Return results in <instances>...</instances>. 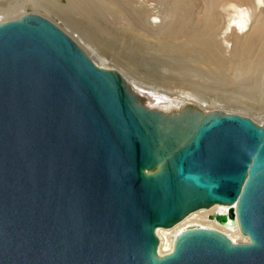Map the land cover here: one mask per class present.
I'll return each instance as SVG.
<instances>
[{
	"label": "water",
	"instance_id": "obj_1",
	"mask_svg": "<svg viewBox=\"0 0 264 264\" xmlns=\"http://www.w3.org/2000/svg\"><path fill=\"white\" fill-rule=\"evenodd\" d=\"M221 204L245 242L158 227ZM0 264H264V122L149 108L51 19L0 22Z\"/></svg>",
	"mask_w": 264,
	"mask_h": 264
},
{
	"label": "bare ground",
	"instance_id": "obj_2",
	"mask_svg": "<svg viewBox=\"0 0 264 264\" xmlns=\"http://www.w3.org/2000/svg\"><path fill=\"white\" fill-rule=\"evenodd\" d=\"M67 1L68 3L66 5L63 4L62 6H60V2H58L57 0H0V22L25 13L28 5L33 6L32 11L43 15H48L47 18L49 17V19L54 21L66 33H68V35L72 36L73 40L79 44V46L93 59V61L97 65L117 70L128 82L134 92L143 97V101L149 108H155L163 112H171L172 110H179L181 105L191 103L193 104V106L199 108L203 112L211 110H222L230 113L248 115L259 123L264 122V82L263 84H259L258 82L256 83V81L254 83H247V81L244 80L246 83L242 82L243 84L240 85V88L238 87L239 90H237V88L236 90H230V95H225L223 98H220V96L215 97V95L207 96L206 94H208V87L206 88L203 85L205 87L204 89H198V86L196 87V84L200 82H195L192 79V76H197L198 73L202 75H208V69L206 68L207 71L202 72L201 69L190 64V60L191 58H193V61L201 63L202 65H212L214 67L213 70H211V67H208L209 69L211 68L209 70L210 72L219 71V73H221L222 71L225 72V70L232 71L230 70L231 68L228 65L231 61V58L228 57L230 53L241 55L244 52V47H246L247 44L251 46L256 42H259L260 40L264 41V33H262L264 31V25L263 22H261L259 19V16L264 12V10L261 9L258 15L255 14L258 5L260 3L264 4V0H248V2H246V0L244 3L235 0H228L230 2L224 0L225 3L223 1L221 7H224V9L226 8V10L229 7L232 10L230 9L231 11H227L229 18L227 20V25L224 27V30H222V32L220 31L218 33L217 31V34L215 32V29L217 28L209 29L212 32L211 34L214 37L213 39L211 38V34L207 35L203 33L204 31L198 32L195 29H174L171 23L169 26H165L164 24L168 23L164 22L165 20L163 21L164 26L160 22V25H158V23L156 24L158 25V27L156 26V28H153V26L155 25L148 22L146 12H143L141 10H134L133 14H130L125 10L128 6H126V8H123V6L120 5L122 3L116 2V0H102L106 7H103V2L100 1L102 3V6H100L103 7L104 10L103 8H99L96 0H94V2L92 1V4H85L84 2L85 5H80L81 7L78 8H80L86 18L89 32L87 35H79V37H77L76 35H73L74 31L69 32L66 26L64 27V25H61L56 21L58 19L62 20L58 17V15H63V13H66L67 16L70 17V14L77 8L75 0ZM124 2H126V0ZM128 2L130 3V0ZM215 2L214 0H210V7L212 9L214 6H216ZM145 6L146 5H144V7ZM133 7L134 6L132 5L131 8ZM39 9H44L47 12H41ZM151 11L149 12L150 14ZM152 13L154 12L152 11ZM51 14H54L58 19H54L55 17L53 18ZM110 14H113V16H111ZM114 14H116L117 17H120V19L122 20L118 19V21L116 19L113 21L112 18L114 19ZM204 15L207 21L212 19V12L205 13ZM109 16H111V21H109L110 24L107 25L109 27H112L113 29L109 28L106 25V21L108 20L107 17ZM158 17L161 18L160 16ZM252 18L254 25L252 27H249L248 21ZM250 28L251 30H254V33L250 37H248L251 33ZM260 29H263V31L260 32ZM78 31H80V29ZM178 34L181 38L184 39V43L180 40L181 43L185 44L183 46L187 45L179 51H177V46H175L170 42L171 40H169L170 38L175 40L174 38L177 37ZM80 37L85 39L86 43L83 42ZM149 38H154L157 40V42L160 43L161 49H159L160 51L158 53L160 54V52H162L165 59H172L177 61V58L175 56H178L180 59H182L183 55L187 58H185V61H178V65L177 67H174V69L178 71L177 73L179 74L174 77L152 74L157 71V69H155L156 66L152 67L155 70H151L154 71L150 72L151 76L156 75L157 77L169 82L159 80L160 84L151 86L147 82L142 83L138 80H134V78L130 77L127 70H125V68L123 67H120V63L118 62V64L117 62H115L116 59L114 60V58H112L115 57L121 60L126 66H129L131 70L133 68V74L137 73L138 69H140L141 66L148 65L149 67L147 69H144L149 74V68L151 67V65L149 64L148 60L150 58V55L152 56L153 51V56L157 55L155 53L156 50H153L152 47H149ZM232 38L233 40H231ZM92 42H94V45L96 44V46L101 51L95 48ZM193 47L196 48V50H193L195 51V53H193L192 49H190ZM150 49H152L153 51ZM262 58V55H259L258 59H253L251 57V60L246 65V67H248V69L250 70L257 71L259 68L258 66L261 64ZM168 62L170 64L171 61L169 60ZM160 67L163 66H159V68ZM246 67L237 66L233 70L246 72ZM157 72L159 73V71ZM215 74L217 75V73ZM212 75H214V73ZM226 210L227 207L225 205L214 204L210 207H204L190 212V214H188L172 227H158L156 232L159 237V252L165 253L170 251L172 248L174 236L181 229L188 226L211 227L222 231L234 241H247V237L239 232L236 223L228 222L226 224H222L219 223L217 219L209 218L208 216L209 214L215 212L226 213Z\"/></svg>",
	"mask_w": 264,
	"mask_h": 264
},
{
	"label": "rangeland",
	"instance_id": "obj_3",
	"mask_svg": "<svg viewBox=\"0 0 264 264\" xmlns=\"http://www.w3.org/2000/svg\"><path fill=\"white\" fill-rule=\"evenodd\" d=\"M57 1L60 2L59 3L60 6H62L63 4L66 5L68 3L67 0H57ZM92 1L94 2V0H88V1L87 0L86 1L85 0H75V3L77 5V8L70 14V17H68L66 13H63V15L62 14L58 15V17L61 18L62 20H60L57 17H55L54 14H51V16L53 18L55 17L54 19H58L56 21L59 24L64 25V27L66 26V28H67V30L69 32L74 31L73 32L74 33L73 34L74 36L76 35L77 37H79V35H87L88 32H89V30H88L89 27L87 26V22H86V18L84 16V14L82 13V11L80 10V8H78V7H81L80 5L92 4L93 3ZM97 1L98 2H100V1L103 2V1L102 0H96V3H97V5L99 6L100 9H102L103 7H106V5L104 4V2H103V5L104 6L101 7L102 6L101 5L102 3L101 2L98 3ZM124 1L125 0H123V1L116 0V2L122 3V4H120V3L119 4L122 5L123 8H126V6H128L125 10L128 13H130V14H133V11L134 10H136V11L137 10L138 11L141 10L143 12H146V14H147L146 17H147L148 22H150V23H152V24L155 25V26H153V28H156V26L158 27V25H160V22H161L162 25L164 24V22H168L169 24L168 23H165L164 25L165 26H169L170 23H171L172 24V27H174V29H195L198 32L204 31L203 33H205L207 35H209V34L212 33L211 30H209V29L217 28V29H215V32L216 33H217V31L219 33L220 31L222 32V30H224V27L227 25V20L229 18L227 11L231 9V8L228 7L229 9L227 8V10H226V8L224 9V7H221V5L223 4V1L224 0H214V2L216 1L215 2L216 6H214L213 9L210 7V0H130V3L128 2L129 0H126L127 3L124 2ZM225 1H224V3H225ZM230 1H232V0H230ZM230 1L227 0V2H230ZM235 1L243 2L244 3L246 0H235ZM84 2H85V4H84ZM246 2H248V0ZM217 3H220V4H217ZM132 5L134 6L133 7L134 9L131 8ZM144 5H146L145 6L146 8L144 7ZM105 9H107V8H105ZM261 9L264 10V4H261L260 3L258 5V7H257V10H256L255 14L258 15V13H260ZM32 10H33V6L28 5L26 12H29V11L34 12ZM103 10H104V8H103ZM151 10L154 13H152ZM40 11L41 12H47L44 9H41ZM150 11H151V14L152 15L149 13ZM209 12H212V19L209 20V21H207L204 14L205 13H209ZM169 13H170V15H169ZM41 15H43V14H41ZM110 15L113 16V14H110ZM114 15H115L114 16V19L112 18L113 21L116 20V19L117 20L118 19L119 20H122V19H120V17H117L116 14H114ZM43 16L47 17L48 15L45 14ZM111 16L107 17L108 20L106 21L107 22L106 25L107 24H110L109 21H111ZM158 16H160L161 18H159ZM259 19H260L261 22H263V25H264V12L261 13V15L259 16ZM218 22H219V24H218ZM157 23H158V25H156ZM248 24H249L248 25L249 27H252L254 25L253 18L248 21ZM109 28L113 29L112 27H109ZM79 29H80V31H78ZM263 29H260L259 31L261 32V31H263ZM250 32H249L250 34H249L248 37H250L254 33V30H251V28H250ZM228 33H229V31H228ZM262 33H264V31ZM211 38L212 39L214 38L212 36V34H211ZM174 39L175 40H173L172 38H170L169 40H171L170 42L173 43L175 46H177V51H179L180 49H183V47H186L187 46V45L186 46H183V45H185V44H183L184 43V39L181 38L179 36V34ZM81 40L86 43V40L85 39L81 38ZM153 40H155L156 42L153 41ZM180 40L183 43H181ZM231 40H233V38ZM177 41H178V43H177ZM149 42H150L149 43V47H152L153 50H156L155 53L157 54L156 56H153L154 55L153 54L154 51L152 49H150L153 52L150 51V52H152V56L149 54L150 55V58H149L148 62L151 65V67L149 68V74L145 71V69H147L149 67L148 65L141 66V68L138 69L137 73L133 74V72H134V71L132 72L133 68L131 70V68L129 66H126L121 60H119V59H117L115 57H112V56L111 57L114 58V60L116 59L115 62H117V63L119 62L120 63V64L118 63L119 66L125 68V70H127V72L129 73L130 77L134 78V80H138V81H140L142 83H146L147 82L151 86H154V85L160 84L159 80H164V79H161V78L157 77L156 75H152L151 76V73L150 72H154V71H151V70L157 69V71H159V73L156 71V72H154L152 74H157V75H162V76H167V77H170V76H173L174 77V76H176V75L179 74V73H177L178 71H176L174 69V67H177L178 61L182 62V61H185L187 58L183 55L182 59H180L178 56H175L177 58L176 59L177 61L172 60V59H165V57H164V55H163L162 52H160V54L158 53L160 51L159 49H161L160 43L157 42V40L154 39V38H152V39L149 38ZM92 43L94 45V42H92ZM94 46L99 51H101L96 46V44ZM190 49H192V51L193 50H196L195 47L190 48ZM193 53H195V51H193ZM259 55H262L263 58L261 60V64L258 66L259 67L258 70L256 71V70H250V69H248V67H246V65L251 60V57L253 59H258ZM228 57L231 58V61L229 62L228 65L231 68L230 70H232V71H229V70L226 71L225 70V72H223V71L221 72L220 71L221 73H219V71L210 72L209 70L211 68H212L211 70L214 69V67L212 65L209 64L210 66H208V65L205 66V64L202 65L201 63H198L196 61H193V58H191L190 61L192 63L190 62V64H192L193 66L198 67L199 69H201L202 72H204V71L206 72L207 69H208V71H207L208 75L207 74L206 75L205 74L202 75V74H199L198 73L197 76L194 75V74H193L194 76H192L193 77L192 79L195 82H197V83L200 82V83L196 84V87L198 86L197 87L198 89H204L205 87L206 88L208 87V90H207V93L208 94H206L207 96H209V95L210 96L211 95H215V97L220 96V98H223L225 95H230V92H231L230 90H232V89H235L236 90V88H237V90H239L240 85L243 84V83H246L245 81H247V83H254L256 81V83L258 82L259 84H263V82H264V41L260 40L259 42H256V43L252 44L251 46L247 44V46L244 47V52L241 55H236L235 53H230V55ZM162 60L163 61L165 60V61L163 62ZM169 60L171 61L170 62L171 65L168 62ZM157 63H158V66H157ZM194 63H195V65H194ZM199 65L201 67L202 66L203 67L201 68ZM159 66H163V67H160L159 68ZM237 66H239V67H246V72L233 70ZM152 67H155V69H153ZM208 67H211V68L209 69ZM162 69L163 70L167 69V70L163 71ZM161 70H162V72H161ZM167 71H169V72H167ZM145 73H147V74H145ZM213 73H214V75H212ZM215 73H217L218 76ZM146 75H147V77H146ZM148 75H149V77H148ZM134 76H136V77H134ZM153 76H154L155 79L153 78ZM219 77H220V79L222 81L219 79ZM215 78H217V79H215ZM223 80H224V82H223ZM161 82H163V81H161ZM164 82H169V81L164 80ZM221 82H223V83H221ZM201 83H203V84H201Z\"/></svg>",
	"mask_w": 264,
	"mask_h": 264
},
{
	"label": "built area",
	"instance_id": "obj_4",
	"mask_svg": "<svg viewBox=\"0 0 264 264\" xmlns=\"http://www.w3.org/2000/svg\"><path fill=\"white\" fill-rule=\"evenodd\" d=\"M201 209V208H200ZM190 214V213H189Z\"/></svg>",
	"mask_w": 264,
	"mask_h": 264
}]
</instances>
